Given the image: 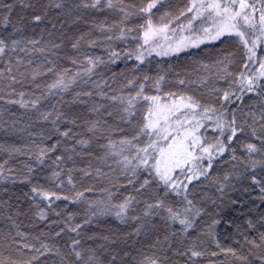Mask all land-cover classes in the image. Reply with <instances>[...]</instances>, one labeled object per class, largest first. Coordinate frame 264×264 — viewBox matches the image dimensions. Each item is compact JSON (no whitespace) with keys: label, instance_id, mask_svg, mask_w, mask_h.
Returning <instances> with one entry per match:
<instances>
[{"label":"trees","instance_id":"16d2710c","mask_svg":"<svg viewBox=\"0 0 264 264\" xmlns=\"http://www.w3.org/2000/svg\"><path fill=\"white\" fill-rule=\"evenodd\" d=\"M53 2H62L64 7L55 9L50 6ZM79 2L80 0H0V4L14 5L10 13L11 23L7 29L3 26V16L7 14L8 9L0 8V34H7L12 31L13 27H19L21 32L17 34L18 39L40 40L41 43L36 45V48L48 45V49L41 53L33 51L32 45L25 44L24 46L29 49L28 54L17 51L0 58V71L4 72V77L0 78V96L4 97V100H0V149H2L0 150V164L7 161L2 171L4 177L9 178L0 182V254L20 261L29 260L32 255L36 254L17 247L24 243L34 247H40L42 243H46L52 247L53 251L56 248H60L61 252L65 251L69 237L75 236V233H68L65 230L60 237H55L54 234L65 227V223L69 222L70 214L72 215L70 222L73 225L83 224L88 203L98 202V207L106 205L110 207L112 204L123 202L126 196L131 195L139 202H133L127 216H141L144 209L143 201H153L156 193L162 192V189H157L155 184L141 192L134 191V186L128 184L131 173L123 170L118 161L122 160L123 156L133 155L134 148L125 146V150L120 155L113 156L106 155L109 150L101 147V145H107L111 139L116 144L113 150L119 153L120 139L131 138L138 130L137 126L143 122L147 102L142 98L139 100L135 110L136 115L131 117L132 123L126 124L119 119L123 115L122 108L127 106L126 102L121 104L119 100L113 102L107 98L102 99L100 93H105L109 97L126 98L135 95L138 91V84L147 74L152 79L144 89L145 94L156 95L153 87L155 79L163 75L165 79L161 83L159 93L161 96L168 92H175L178 95H193L204 103L215 102L216 97L222 96V91L213 93L212 89L215 87L223 90L228 87L224 80L219 79L222 73H220L221 65L217 62L233 53L232 58L235 63L228 66L229 70L236 72L240 66L241 52L234 37H224L221 41H207L198 47H190L180 53H170L167 56H157L153 53L151 56H146L145 63L135 70L134 66L137 62L134 59H121L114 64L110 63L108 60L110 49L120 52L127 51L128 48H134L137 42L130 38L115 39L120 35L118 28H113L111 32L99 30L101 24L118 23L121 13L107 9L98 11L91 8H76L75 5ZM126 2L140 6L142 0H126ZM192 3L193 0H163L162 4L152 10L153 24L159 27L168 23L169 32L171 29H176V33L181 32V25L185 26V31L188 30L187 25L194 13L186 12V9L191 7ZM24 4L34 7L26 8ZM181 10H184L186 15L179 16ZM166 12L167 16L164 15ZM34 15H41L43 19L40 22H34L32 20ZM178 16L179 19H176ZM140 25L146 27V20L137 15L121 26L139 30ZM192 25L194 27L190 29V32L199 29L193 21ZM198 31L193 33V36L200 34ZM82 35L85 39L81 41L79 50H74L72 43ZM108 35H112L113 40L108 41L106 39ZM91 40L97 41L96 46L88 47V41ZM53 41L61 44V47L51 49L50 42ZM53 52L56 54L53 55ZM258 55H264V52L258 50ZM87 56L101 58L104 61L94 67L90 79L78 77L77 83L71 85L67 91L61 92L59 89H53L52 94L45 98L44 93L48 91L47 85L54 83L58 78L57 74H62L64 69H70L73 74L77 71L83 72V67L71 64L69 58H77L79 64L83 65ZM18 59L22 61L19 65L16 63ZM29 61L32 62L29 63ZM9 65L12 73L20 81L19 83H12L8 79ZM48 68H52L53 71L48 72ZM34 73H38L35 80L32 79ZM84 79H88L87 84L83 82ZM180 79L185 81L184 85L178 83ZM128 80H136L137 84L131 88L126 87ZM97 84L100 85L99 88L96 87ZM81 91H91L93 95L79 97L86 103H72L76 99L75 94ZM10 92L11 97L8 96ZM20 92L26 94V100L31 101L40 97L38 105L40 111H51L54 116L59 111L68 119H76L80 127H76L74 131L82 133L77 138L89 139V146L85 148L75 145L74 140L61 139L53 130V125L50 122L39 120L38 113L30 106L24 109L19 105L4 102L8 98L20 99ZM100 104L104 105L100 113L88 112L89 107ZM232 107L238 108L237 115L241 120L247 119L251 123V117L243 116L239 109L243 112H255L258 115L261 105L258 97L249 94L244 97L243 101H237V104ZM108 111L113 113L111 117L106 115ZM97 119L101 121L99 127L103 132V136L99 139L85 131V121L91 122ZM104 121H107V124ZM56 127L63 131L73 126L60 122ZM99 135L98 132L97 136ZM58 139L60 140L58 151L51 155L53 157L58 154L65 156L63 162L65 172L62 178L66 181L67 170L72 169V176L76 182L74 190H71L67 183L63 189H56L46 179L51 174V159H47L43 166L36 165L34 157L29 159L34 152L39 150L38 145L47 146ZM146 139V137L141 138L138 142L140 146L144 145ZM245 140H250L247 133L241 137V141ZM253 142L258 143V141ZM72 147L76 148V152L65 151V148ZM16 149H19V152L15 151ZM236 150L238 156L244 154L240 142L236 144ZM68 155L72 156L71 160L67 159ZM229 157L230 153H225L223 157L215 159L207 176H201L199 180H193L189 184V199L193 200L196 207L202 208L203 212L196 219L193 228L183 238V245L179 243L181 226L178 223L169 226L159 218H143L137 221L127 218L126 222L122 223L115 217V209H111L109 214L94 217L91 224L84 225L81 230L82 235L76 238L81 239L85 249L96 250L101 264H110V262L111 264H137L145 255L158 256L162 264H189L186 256H175L173 250L186 247L192 239H198L205 251V255L196 258V264H242L230 253L225 254L222 249L232 248L238 254H247V246L241 247L244 239L241 233H246L249 238L259 239L258 233L264 231V226L258 223L259 217L264 214V203L259 200L261 193L258 186L251 185L249 179L235 178L239 166L234 167L236 162H231ZM195 163L206 168L208 161L204 159ZM26 165H31L36 171L31 174L30 182L20 183V180L29 175ZM97 169L100 170L99 173ZM81 170H87L91 175L84 176ZM225 174H230L233 178L221 193L218 189ZM257 174L259 175V170ZM145 175L140 172L139 178L135 181V187H139ZM11 178L17 182L13 183ZM33 184L72 196L79 191L83 192L84 196L76 203H69L66 200L54 201L52 208H44L46 219L40 220L37 216L38 209L33 207L32 201L24 195L25 193L30 194ZM177 199L182 201L183 196L170 197L172 201ZM233 200L236 201L235 204L232 203ZM40 203L44 205L43 201ZM213 219L220 220L213 230L215 239L207 234ZM248 219L256 224L255 230L247 229L246 220ZM138 227H140V233L136 235L135 230ZM173 231L177 232L176 236L171 235ZM17 232L24 233L26 239L17 236ZM90 236L94 239H88ZM165 236L169 237L168 241H165ZM13 237H15L16 244L12 243ZM104 237L108 239L105 240ZM157 240L161 242L159 245H156ZM169 243L172 244V249L163 251L162 249H166ZM217 243L220 247L216 246ZM213 252L216 253L215 256L211 254ZM112 256H116L115 261H112ZM33 264H60V259L58 256L46 254L33 261Z\"/></svg>","mask_w":264,"mask_h":264},{"label":"snow or ice","instance_id":"6c2138e0","mask_svg":"<svg viewBox=\"0 0 264 264\" xmlns=\"http://www.w3.org/2000/svg\"><path fill=\"white\" fill-rule=\"evenodd\" d=\"M163 0H142L140 6L133 3H128L126 0H80L75 5L76 8L83 9H95L101 10H115L121 13V19L118 23L113 25L101 24L99 30L101 32H111L113 28L119 29V36L115 39L125 40L132 39L137 42L134 48H128L127 51H116L110 49L108 51V60L110 63H116L118 60L127 59L135 60L137 65L134 66V70L143 65L146 61V56H151L153 53L157 56H167L171 54H177L186 50L188 47H198L206 40L221 41L224 37H234L236 44L239 46L241 52V60L239 62V70L236 72L229 70V65L235 63L233 53L228 54L222 60L217 63L221 65L220 73L222 75L219 79L224 80L228 85L225 89L213 88V93L222 91V96L215 98V102L204 103L197 97L187 94H177L175 92L165 93L161 96V83L165 77L163 75L158 76L155 79L153 87L155 88L156 95L145 94V87L152 79L145 74L143 81L138 84V91L135 95L130 97H117L107 96L105 93H100L101 98H107L113 102L119 100L121 104L126 102V107L122 108L123 115L120 116V120L123 123H132L131 117L136 115V108L139 100L147 102L146 114L143 116V122L137 127L138 130L131 138L124 137L120 139L119 144L121 146L120 152H116V144L109 139L107 145H101L106 147L109 151L106 155H120L125 146L128 148H134L135 153L129 156H123L122 160L118 161L122 165L123 170L130 171L131 176L128 179V184L134 186V191L141 192L148 188L150 185L155 184L157 189H162L156 193L153 201H143L144 209L141 216L128 217L130 206L137 198L134 196H126L123 202L119 204H112L109 206L98 207L97 203H88L86 208V217L83 224L76 223L73 225L70 221L72 215L68 217L65 227L56 231L54 236L60 237L65 232L75 233V236H70L67 242L66 250L61 252L60 248H56L53 251L46 243H42L40 247H34L31 244L24 243L17 245L18 248H23L29 252L36 254L32 255L29 260L20 261L12 258L11 256L5 257L0 254V264H33V261L39 259L40 256L46 254H52L58 256L60 264H101L99 256L95 249L82 246L81 239H77L76 236L82 235V228L84 225L92 223V220L96 216H102L109 214L111 209H115L114 215L120 222H126L127 218L134 221L141 220L143 218H159L164 220L169 226L173 223H178L181 228L179 235L181 237L179 243L184 244V237L193 228V225L198 217L202 215L203 209L196 207L193 200L189 199V184L193 180H199L201 176H207L208 170L213 167V161L219 157H223L225 153H230V161L234 163V167L239 166V171L235 173V178L249 179L251 185L258 186L261 195L259 200L264 203V55H258V50L264 52V0H193L191 7L186 9V12L194 13L189 21L187 27L192 29V21L198 18L211 21V28H203V32L206 34L203 37L197 36L193 39L191 36H180L178 39L173 40L176 29H171L173 37L167 35L169 24L165 23L163 26H155L152 22L151 14L152 10L156 9L158 5L162 4ZM24 7H34L30 4H24ZM55 9H62L64 7L62 2H53L50 5ZM12 4H0V8H7V14L3 16V26L7 29L11 23L10 13L13 10ZM184 10L180 11L179 16L186 15ZM207 13V16L204 14ZM47 13L45 12V15ZM141 16L146 20L145 25H140L139 30L133 27H122L121 25L133 16ZM165 16L168 15L166 12ZM179 16L176 19H179ZM43 19L41 15H34L32 20L34 22H40ZM163 19V17H162ZM181 31L184 29V25H181ZM53 28L55 25L53 24ZM21 32L19 27H13L12 31L7 34H0V58L8 55L9 53H15L17 51L29 53V49L24 46L32 45L33 51H39L44 53L48 49V45L43 48H36L35 46L40 44V40L32 39L24 41L17 38V34ZM51 34V33H50ZM163 38L166 42L173 40L172 43H168L167 47L164 44L158 43L160 38ZM112 35L106 36L108 41L113 40ZM85 37L82 35L78 37L73 43L72 48L79 50L81 41ZM10 41V43H9ZM97 41H88V47L96 46ZM51 49H59L61 44L56 42H50ZM53 55L56 53L53 52ZM87 55V54H85ZM70 63L83 67V72L77 71L72 73L70 69H64L62 74H57V80L47 85L48 91L44 93L45 98L52 94L53 89H59V91H67L71 85L77 83V78L88 77L90 79L91 74L95 66H98L104 61L101 58H93L87 56L83 65L79 64L77 58H69ZM32 61H29L31 63ZM19 65L21 60H17ZM51 63V62H50ZM48 72H52V68L47 69ZM38 73L32 75V79L37 78ZM46 74V73H39ZM22 75V74H21ZM4 77V72L0 71V78ZM70 77V78H68ZM68 78V79H66ZM8 79L12 83H19L16 75L12 73L11 66H8ZM88 79H84V83H88ZM106 83V82H105ZM181 85L185 84L183 79L178 80ZM195 83V81H193ZM137 84L136 80H128L126 87H133ZM11 85H9L10 87ZM39 87V85H37ZM100 87L99 84L96 85ZM254 95L259 98L261 105L259 114L255 112H243L239 109L243 116L251 117V123L247 119L241 120L237 115V107H232L237 104V101H243L247 95ZM25 93L20 92V99L8 98L4 102L10 105H19V107L36 110L38 113V119L44 122H50L53 125V130L58 133L61 139L74 140L75 145L82 147H88L90 144L89 139L77 138L82 133L74 131L76 127H80L76 119H68L62 112L57 111L55 116L51 111H40L38 105L40 97H36L35 100H26ZM76 99L72 103H86V101L80 100L79 97L87 96L91 97L93 93L91 91L77 92ZM11 97L12 93H8ZM0 100H4L3 96H0ZM104 107L103 104L95 105L88 108V112L91 114H98ZM143 107V105H141ZM107 116L111 117L113 113L108 111ZM54 116V118H53ZM60 122L70 124L73 127L61 131L56 125ZM107 124V121H104ZM100 119L94 121H85V131L92 137L99 139L103 136V132L100 130ZM110 127V126H109ZM250 130V131H249ZM122 131V129H121ZM100 133L97 136V133ZM247 135L250 140L241 141V137ZM142 137H146V142L143 146L138 143ZM51 139V137H49ZM253 141H258L255 143ZM136 142V143H134ZM240 142L243 155L238 156L236 150V144ZM60 146V140H56L54 143L47 146H37L38 151L34 152L29 159H33L36 165L43 166L47 159H51L52 167L50 176L46 177L56 189H63L65 183L70 186L71 190L76 188V182L72 176V169L67 170V180L62 178V174L65 172L63 162L65 160L64 155H51L58 151ZM2 150V149H0ZM15 151L19 152V149ZM66 152H76V148H65ZM79 154V153H77ZM68 160L72 159L71 155L67 156ZM207 159V167H202L196 161ZM7 164L5 161L0 164V182H3L8 177H4L3 169ZM28 168V176H25L20 183L30 182V176L36 169L31 165H26ZM11 171V169H8ZM259 170V175L257 174ZM83 171L84 176H90L91 173L87 170ZM100 170L97 169V173ZM140 172L146 175L143 178L139 187H135V181L139 178ZM183 177V179H181ZM233 176L225 174L223 182L219 186V191L224 192L228 187V182L232 180ZM12 182H17L14 178H11ZM187 181V183H185ZM90 191L91 189H86ZM30 201L32 206L38 209L37 216L40 220L46 219V213L44 208H52L54 201L66 200L69 203H76L84 196L83 192L76 191L75 195L62 194V192L47 190L39 184H33L30 189V194H24ZM181 197L183 200H170V197ZM40 201L44 202L42 206ZM215 203V201H213ZM236 203L235 200L232 201ZM135 211V209H133ZM59 215V213H57ZM11 219V217H9ZM220 223L219 219H213L209 225L208 235L215 239L213 230L215 226ZM258 223L264 226V214H262ZM247 229L255 230L256 224L253 220H246ZM231 227V224H229ZM239 231V226L237 225ZM140 227L135 230V234L139 235ZM17 236L22 239H26L24 233L17 232ZM172 236H176L177 232L173 231ZM243 235V244L241 247L247 246V254H238L234 249L227 248L222 249L225 254H231L242 264H264V231L258 233L259 239L249 238L246 233ZM88 239H94V237H88ZM105 240L108 237H104ZM169 237L165 236V241H168ZM12 243L16 244L15 237L12 238ZM161 242L156 241V245ZM152 245V247H156ZM220 247L219 243L216 244ZM172 249V244H168L167 251ZM213 256L215 252L211 253ZM127 255V254H126ZM175 256H186L189 264H196V258L205 255V251L201 247L198 239H192L186 247L177 248L173 250ZM167 258V257H165ZM116 260V256H112V261ZM111 264V262H110ZM137 264H162V261L158 256H144Z\"/></svg>","mask_w":264,"mask_h":264},{"label":"rangeland","instance_id":"374dc122","mask_svg":"<svg viewBox=\"0 0 264 264\" xmlns=\"http://www.w3.org/2000/svg\"><path fill=\"white\" fill-rule=\"evenodd\" d=\"M204 16H207V13H205ZM193 23L194 24H197L196 27L199 28L197 30H199L198 33H200V34H197L196 36H193V33H195L197 30L190 32L191 30L189 28L186 31L183 29V31H181L179 33H175V36L174 37H173V33L172 32H169V31L167 32V35L170 36V37H173V40L178 39L180 36H191L193 39H195L199 35H200V37H203L204 35H206L203 32V28H205V27L211 28V21L210 20H204L203 18H198L197 20L193 21ZM190 33H192V34H190ZM173 40H169V41L166 42L163 38H160V40L158 41V43L164 44L165 47H167V44L168 43H172ZM207 41H210V40H206L205 42H207ZM188 48H190V47H188Z\"/></svg>","mask_w":264,"mask_h":264}]
</instances>
